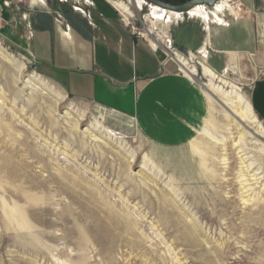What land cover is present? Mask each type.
<instances>
[{"label": "rangeland", "instance_id": "rangeland-1", "mask_svg": "<svg viewBox=\"0 0 264 264\" xmlns=\"http://www.w3.org/2000/svg\"><path fill=\"white\" fill-rule=\"evenodd\" d=\"M79 2L184 47L222 26L264 23V0L200 5L209 33L204 20L172 24L146 0ZM185 53L210 110L193 139L163 147L133 118L69 95L0 36V264H264V121L249 97L262 67L237 53L216 79L198 50ZM224 60L213 54L210 65Z\"/></svg>", "mask_w": 264, "mask_h": 264}, {"label": "crops", "instance_id": "crops-1", "mask_svg": "<svg viewBox=\"0 0 264 264\" xmlns=\"http://www.w3.org/2000/svg\"><path fill=\"white\" fill-rule=\"evenodd\" d=\"M78 4L79 0H0V36L29 53L40 72L69 95L133 118L155 144L172 147L193 139L210 110L203 90L175 62H166L164 50L121 24L108 6L99 12L86 3L87 14ZM263 24L236 23L212 31L218 37L211 34L209 64L204 63L213 73L229 70L237 53L260 63L263 74L250 85L249 97L264 121ZM234 26L240 36L231 31ZM179 46L197 51L204 40L194 47ZM213 54L225 57L220 71L210 65Z\"/></svg>", "mask_w": 264, "mask_h": 264}, {"label": "bare ground", "instance_id": "bare-ground-1", "mask_svg": "<svg viewBox=\"0 0 264 264\" xmlns=\"http://www.w3.org/2000/svg\"><path fill=\"white\" fill-rule=\"evenodd\" d=\"M40 1V0H39ZM221 0H219L218 2H220ZM41 2V1H40ZM217 2V3H218ZM123 3V2H122ZM122 3H120L119 4V7L120 8H122L123 10H124V12L125 13H130L129 12V9H127V7L124 5V4H122ZM216 3V4H217ZM155 6V5H154ZM158 7V6H157ZM201 7L202 8H205L206 9V7L204 6V5H201ZM228 7L229 8H231V10H232V6L230 5V6H227L225 9H227L228 10ZM158 8H160V7H158ZM214 9H216V7L214 6ZM168 12H172L173 13V15H172V17H170V16H167V18H168V21L169 22H173V19H177V18H180V17H183V16H190V17H194V18H199V19H201V20H204V18H201V17H199V16H195V14H198V15H202L201 14V10H200V8L199 7H194L188 14H182V13H178V12H174V11H170V10H167ZM218 11H223V9L222 10H220V9H218ZM239 11H242V9H239ZM209 12V11H208ZM233 12H234V9H233ZM150 13H151V11H150ZM152 13H153V16L154 17H158V18H163L164 16H165V12L164 11H160V13H157V9H155V8H152ZM212 13V12H211ZM234 14L236 15V11L234 12ZM234 14H232V15H234ZM234 15V16H235ZM215 16V18H216V20L215 21H212V22H218V23H223L224 22V20H222V18H218V16H217V14L216 15H214ZM211 17V16H210ZM205 22H208V25H210L209 24V21H210V19L209 20H204ZM223 21V22H222ZM149 28H147L146 29V33L147 34H152V33H154V32H149ZM209 31H210V26H209ZM159 37L161 38V42H165V40H166V38H165V40H163V38L159 35ZM169 37V36H168ZM167 37V38H168ZM151 43L153 44V46H155L156 45V42L154 41V40H151ZM174 57V59L178 62V63H180V65H181V70H183L189 77H191L192 79L193 78H195L196 77V68H195V65H193L191 62H189L188 60H189V58L188 57H185V56H183L182 54H177V55H174L173 56ZM204 58H206L205 56H203ZM196 59V61H199L200 59H198V57L197 56H195L193 53L191 54V59ZM200 63H201V61H200ZM201 65H202V67H203V69L206 71V72H208V74H210V75H215V73H213L208 67H207V65L205 64V63H201ZM183 68V69H182ZM215 78L217 77V76H214ZM214 78V79H215ZM217 79V78H216ZM213 84V83H212ZM212 84H210L211 86H212ZM213 88H215V87H213ZM219 92V91H218ZM217 93V92H216ZM228 99V98H227ZM228 101V100H227ZM232 102H233V100H232ZM236 102V101H235ZM237 103V102H236ZM231 105L229 102H225V105ZM223 105H224V103H223ZM234 105L232 104V109L234 108L233 107ZM231 107H230V109H231ZM235 111L237 110V109H234ZM240 113V112H239ZM247 115H249V114H247ZM252 117V116H251ZM250 118V117H249ZM242 153V152H241ZM245 154V153H244ZM253 168V167H252ZM251 168V169H252ZM247 170V169H246ZM249 174V173H248ZM247 175V174H246ZM255 179V178H254Z\"/></svg>", "mask_w": 264, "mask_h": 264}, {"label": "built area", "instance_id": "built-area-1", "mask_svg": "<svg viewBox=\"0 0 264 264\" xmlns=\"http://www.w3.org/2000/svg\"><path fill=\"white\" fill-rule=\"evenodd\" d=\"M41 2H43V0H40ZM189 16V15H188ZM185 17V16H183ZM183 17H180V18H177L175 19L173 22H171L172 24L175 22L176 24L179 23V21H183ZM190 17V16H189ZM205 26H204V31L206 33H209V25H208V22H204ZM1 29H2V25L0 23V33H1ZM147 29V28H146ZM146 29L144 30H138V31H134V34L140 38H143V39H146V40H149L151 42V40H154L156 42V45L154 46V48L156 49H161V50H164L165 53H166V62L168 61H173L175 62L177 65H178V69L180 71L181 68H180V65L178 64V62L174 59V55H177V54H182L183 56L187 57L186 56V53L181 51L177 45H176V42L173 38V36L169 35L168 38H166L165 42H161V38L159 37V34L158 33H152V34H147L146 33ZM210 34V33H209ZM208 35L205 36V43H204V47L200 50H198V53L199 54H202L203 56L206 57V59L208 58V54H209V51L212 50V47H211V42H210V38L208 39ZM208 44H210V46L208 47ZM183 72V71H182ZM228 72V70H225L223 72L222 75H225V73Z\"/></svg>", "mask_w": 264, "mask_h": 264}, {"label": "water", "instance_id": "water-1", "mask_svg": "<svg viewBox=\"0 0 264 264\" xmlns=\"http://www.w3.org/2000/svg\"><path fill=\"white\" fill-rule=\"evenodd\" d=\"M150 4L156 5L160 8L188 14L194 7L204 5L214 7L219 0H146Z\"/></svg>", "mask_w": 264, "mask_h": 264}, {"label": "trees", "instance_id": "trees-1", "mask_svg": "<svg viewBox=\"0 0 264 264\" xmlns=\"http://www.w3.org/2000/svg\"><path fill=\"white\" fill-rule=\"evenodd\" d=\"M176 45H177V43H176ZM177 47H178L181 51L186 52V50H184V48H182L181 46L177 45Z\"/></svg>", "mask_w": 264, "mask_h": 264}, {"label": "flooded vegetation", "instance_id": "flooded-vegetation-1", "mask_svg": "<svg viewBox=\"0 0 264 264\" xmlns=\"http://www.w3.org/2000/svg\"><path fill=\"white\" fill-rule=\"evenodd\" d=\"M156 6V5H155ZM200 5H198V7H199Z\"/></svg>", "mask_w": 264, "mask_h": 264}]
</instances>
